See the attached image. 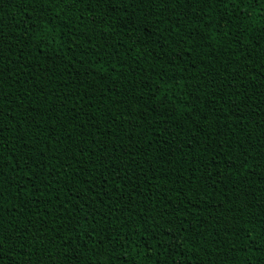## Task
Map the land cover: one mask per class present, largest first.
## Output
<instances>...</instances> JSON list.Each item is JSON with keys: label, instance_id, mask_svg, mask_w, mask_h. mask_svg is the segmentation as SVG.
<instances>
[{"label": "trees", "instance_id": "trees-1", "mask_svg": "<svg viewBox=\"0 0 264 264\" xmlns=\"http://www.w3.org/2000/svg\"><path fill=\"white\" fill-rule=\"evenodd\" d=\"M0 171V264H264V0H0Z\"/></svg>", "mask_w": 264, "mask_h": 264}, {"label": "snow or ice", "instance_id": "snow-or-ice-1", "mask_svg": "<svg viewBox=\"0 0 264 264\" xmlns=\"http://www.w3.org/2000/svg\"><path fill=\"white\" fill-rule=\"evenodd\" d=\"M27 159V158H26ZM17 164H19V161H16ZM40 166V162L39 161H34V168L35 167H39ZM109 175H115V169H113L112 172L109 173ZM3 176H4V173L2 171H0V188L3 187ZM24 178H30V173H25L24 174ZM13 180H15V176H13L12 178ZM35 180L39 181L40 180V176L39 175H36L34 177ZM37 187V185L33 184V189H35ZM0 247H2V241H0Z\"/></svg>", "mask_w": 264, "mask_h": 264}]
</instances>
